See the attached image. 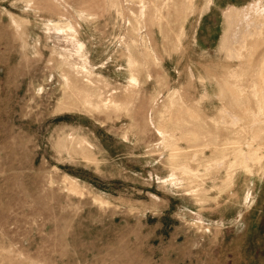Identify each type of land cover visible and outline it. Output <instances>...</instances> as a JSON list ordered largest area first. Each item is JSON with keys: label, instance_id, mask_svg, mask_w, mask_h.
<instances>
[{"label": "rangeland", "instance_id": "obj_1", "mask_svg": "<svg viewBox=\"0 0 264 264\" xmlns=\"http://www.w3.org/2000/svg\"><path fill=\"white\" fill-rule=\"evenodd\" d=\"M0 264H264V0H0Z\"/></svg>", "mask_w": 264, "mask_h": 264}]
</instances>
